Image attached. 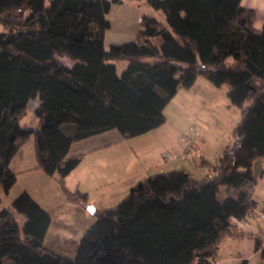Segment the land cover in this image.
<instances>
[{
  "label": "trees",
  "instance_id": "1",
  "mask_svg": "<svg viewBox=\"0 0 264 264\" xmlns=\"http://www.w3.org/2000/svg\"><path fill=\"white\" fill-rule=\"evenodd\" d=\"M112 1L0 0L1 193L16 181L11 158L32 137L34 168L55 177L65 201L94 218L72 257L54 252L43 244L49 213L21 191L0 205V264H214L225 236L245 235L233 219L255 207L258 175L251 166L264 160V13L256 29L255 11L240 0H145L163 18L142 15L133 40L106 49ZM118 61L126 62L119 73ZM198 76L225 85L229 105L239 111L221 154L213 162L199 154L196 166L209 176L155 173L105 209L66 186L82 159L67 156L72 142L112 129L129 138L158 127L169 100ZM34 99L37 123L23 126L19 120Z\"/></svg>",
  "mask_w": 264,
  "mask_h": 264
},
{
  "label": "crops",
  "instance_id": "2",
  "mask_svg": "<svg viewBox=\"0 0 264 264\" xmlns=\"http://www.w3.org/2000/svg\"><path fill=\"white\" fill-rule=\"evenodd\" d=\"M240 5L245 8H251L255 11L253 26L256 29H260L262 27V16L264 13V0H240ZM142 15H151L157 18H163V14L160 11H154L145 2V0L112 1L110 3L108 12L105 14V18L109 22V28L104 34V48L107 49L112 44H123L133 40L139 28L137 22ZM119 66L121 68L122 63H120ZM115 68L117 71V63H115ZM198 79L199 77L196 78L192 87L184 90V95L186 96L185 99L187 101L193 100V97L190 98V96L193 95V89L197 85V82L199 81ZM223 86L224 85L218 88L220 90L222 89L221 92L226 94L227 91L225 88H223ZM178 93L179 89L163 109L165 121L154 129L129 138L115 135L114 139L112 140L106 139V135L113 133L112 131L114 129H112L72 142L67 152V156L70 157L77 154H82V159L78 165L65 177L66 186L70 189L77 188L79 191L86 193L87 205L96 209H105L111 204L114 205L120 201L127 194L128 189L136 182L142 180L143 176H149V174H153L146 173L148 175H142L144 171L150 172L151 170V172L160 173L170 171V169L174 168L185 169L193 176L198 178L209 176L210 172H208L206 168L194 166L193 169L190 170L184 167V162L179 165L180 167H177L176 164H171L170 166L166 165L167 162L171 160H180L179 158H176V156L181 154L182 146L179 147L178 145H175L173 149L175 148L176 151H174V153L169 156H165V159H163V157H158L162 152L161 149L165 145L166 147L173 146H171L169 142V136H173L172 130H178H176L177 136H179L176 139L177 141L181 136V127L177 124L179 123L178 120L180 118H177V120H171V118L166 113L168 105L174 101ZM199 98L201 102L199 105H197V102L193 103L200 107H207L208 104H212L216 100L210 95L208 97L205 96L204 102H202V96H199L198 99ZM31 101L35 102L36 107L38 100L34 99ZM194 104H192V106ZM223 104L229 108L231 106L229 105V102L225 101L224 103L220 102V108H222ZM34 108L30 109L31 114L28 110V113L33 116V122L25 123L23 126L36 125L37 121L33 114ZM184 113L187 115L188 112L185 110ZM187 116L184 115L183 120H187L189 117H191L190 114ZM149 134L152 135L149 136ZM155 136H160L158 137V141L162 143L161 148L156 149L157 151H155V153L149 154L150 156H144L143 152L140 150L141 147L140 149L135 145L128 147V149L124 147L122 154V164L119 165V168H116L114 165H112L114 162L113 158L117 156L119 159H121V148L118 147L120 146L121 142L128 140L131 141L132 139H134L133 141L143 138L151 139V137ZM102 138H104V140H102ZM222 148L223 146L221 149H219V147H214L212 151L210 148L206 147V143L204 141L203 145H200L199 154L208 161L213 162V160H215L221 154L223 150ZM116 151L119 152L118 155H116ZM181 161L182 160H180V162ZM35 164L36 162L33 152V140L32 137H30L23 145L18 148L10 160L9 167L13 172L16 173V181L10 187L8 193L14 187V185L20 181L21 186L20 189H18L19 193L21 191H26L29 193L30 196L50 215V224L43 238V244L46 245L50 231L60 232L59 240L62 242L63 227L67 225L61 221L59 224L54 223L53 214L45 203L49 201L46 198H51V196L55 198V200H58L59 198L64 202V196L58 187V184L49 182L52 178L45 175L41 170L35 169ZM251 167L252 170L258 175L257 182L254 185L252 192V198L256 205L252 210H250V212H253L252 215H247L244 219L234 222L237 230L245 233V235L225 236L219 244L216 254L213 257L214 264H240L241 261H245L246 264H264V255H262L260 248L256 247L254 240V236H257L260 241L264 237V160H254ZM41 183L42 189L43 187L45 188L43 190L40 189ZM47 184H49V186ZM45 186H48L49 188L46 189ZM216 196L218 200L224 196V188L222 186L218 187ZM91 199L93 200V203L90 204L88 202H90ZM74 205L77 207V209L83 211L81 212L82 214L84 213L83 215H88V219L94 220L93 216L89 213V211H87L86 208L76 204ZM53 223L56 227L55 229H52ZM72 230L74 229H71V231ZM56 237L58 236L53 238ZM79 237L80 235L76 238L74 244L78 242ZM47 248L49 249L50 247ZM59 249L60 247L50 250L68 256L63 252L58 251Z\"/></svg>",
  "mask_w": 264,
  "mask_h": 264
},
{
  "label": "rangeland",
  "instance_id": "3",
  "mask_svg": "<svg viewBox=\"0 0 264 264\" xmlns=\"http://www.w3.org/2000/svg\"><path fill=\"white\" fill-rule=\"evenodd\" d=\"M1 25H0V30H1ZM149 61L151 59H148ZM120 63H122V66L120 68ZM126 62L124 61H118L117 62V72L119 73L123 67L125 66ZM199 77V81L197 82V85L195 86V88L193 89V95L190 96V98L193 97V100L187 101L185 98L186 96L184 95V88L180 87L179 88V93L177 95V97L174 99L173 102H171L167 109H166V113L167 115L174 120H177V118H180L178 121L179 123H177L180 127H181V134H183L186 130H188L189 128H192L195 132L192 133L191 136H193V142H194V147L193 150H191V153L187 156V155H183L182 151H183V147H184V143L178 139V141L176 140L177 137V129L172 130V134L173 136H169V142L170 145L172 147H166V145L161 149L162 152L159 154L158 157H163V159H165V156H169L171 154L174 153L175 148L173 149V147L175 145H178L179 147L182 146V151L180 155H177L176 158H179L180 160H182L180 162V160H171L169 162H167L166 165L170 166L171 164H176L177 167H180L179 165H181L182 162H184V167L187 169L192 170L194 166H196V163L198 161V157H199V152H200V145H203V142L205 141L206 143V147L210 148L213 151L214 147H219V149H221V147L223 146V148L226 145H229L232 142V136H231V132L233 129V126L235 125V123L237 122V120L239 119V111L235 108V107H226L224 104L222 106V108H220L221 106L219 105L220 102L224 103L225 101L228 102V99L226 97V94H224V92H221V90L212 85L207 79H205L202 76H198ZM223 88H225V90L227 91L228 88L224 85ZM211 96L214 97V99H216L212 104H208L207 107H200L197 106L199 105L200 102V98L198 99L199 96L203 97V101L205 100V96ZM207 99V98H206ZM197 102V105H195L194 103ZM192 104H194L192 106ZM35 107V102L31 101L28 104V107L26 109V114L20 118L19 123L21 125H25V123H32L33 122V116L30 115L31 114V110ZM229 108V109H228ZM28 110L30 112V114L28 113ZM185 110L188 112V114L191 115V117H189L187 120H183L184 115L187 116L184 112ZM188 117V116H187ZM167 128V125H166ZM177 130V131H176ZM113 133H109L108 135H106V139H114L115 135H119V133L116 130L112 131ZM152 134H149V136H151ZM147 137V136H145ZM160 137V136H158ZM158 137H151V139L148 138H143V139H137L136 141H133L134 139H132L131 141H124L120 143V146H118L119 148H121L120 150V158L119 159L117 156L115 158H113V163L112 165H114V167L119 168V165L122 164V154H123V148L126 147L128 149V147L130 146H136L137 148L140 149L141 147V152H143V155L146 156H150L149 154L155 153V151H157L156 149L161 148L162 143L158 141ZM165 139V138H164ZM102 140H104V138H102ZM101 140V141H102ZM160 140V138H159ZM136 142V143H135ZM118 148V149H119ZM222 148V149H223ZM173 149V151H172ZM177 149V148H176ZM118 151H116V155H118ZM212 153V152H211ZM128 154V152H127ZM214 161V160H213ZM167 166V167H168ZM112 167V166H111ZM174 168L170 169L173 170ZM146 173H155V172H143L142 175H148ZM151 175V174H149ZM140 177V176H138ZM147 176H143L142 179H144ZM51 181L49 182H53L54 184H58L55 177L50 179ZM49 186V184H47ZM21 186L20 181L14 185V187L10 190V192L8 194H2L0 193V205L1 206H6L9 205L11 203V201L19 194V190ZM48 186H45L46 189L49 188ZM59 187V185H58ZM223 187V186H222ZM60 188V187H59ZM40 189H42V183L40 185ZM43 189H45L43 187ZM42 189V190H43ZM21 191V190H20ZM64 196V195H63ZM49 201L47 203H45L51 210V213L53 214V221L54 223H58L61 221L62 223H64L67 226L63 227V241L61 242V240H59V234L60 232H55V231H50L48 234V239L46 242L47 247H50L49 249H57V247H60V249L58 251H61L65 254H67L69 257H72L75 253L76 247H77V243H75L76 238L89 227L93 224L94 220H90L88 219V215H83L81 212H83L82 210L77 209V207H75V205L73 203H69L67 201L64 202L61 201L59 198L58 200H55V198H53L51 196V198H46ZM88 203H93V200L91 199L90 202ZM112 205V204H111ZM110 205V206H111ZM109 206V207H110ZM82 207V206H81ZM85 208V207H83ZM88 211V210H87ZM53 223V227L52 229H55V225ZM71 229H74L71 231ZM77 230V231H75ZM82 233H81V232ZM81 233V234H80ZM55 236H58L56 238H53ZM56 240V241H55ZM75 247V248H74ZM73 251V252H72ZM72 253V254H71Z\"/></svg>",
  "mask_w": 264,
  "mask_h": 264
},
{
  "label": "built area",
  "instance_id": "4",
  "mask_svg": "<svg viewBox=\"0 0 264 264\" xmlns=\"http://www.w3.org/2000/svg\"><path fill=\"white\" fill-rule=\"evenodd\" d=\"M195 131L192 128H189L188 130H186L183 134H181L180 136V140L184 143V147H183V151L182 154L183 155H189L191 153L192 148L194 147V142H193V136L192 133H194ZM253 212H248L247 215H252ZM237 220L233 219V222H236ZM264 250V237L261 240V245H260V250Z\"/></svg>",
  "mask_w": 264,
  "mask_h": 264
}]
</instances>
